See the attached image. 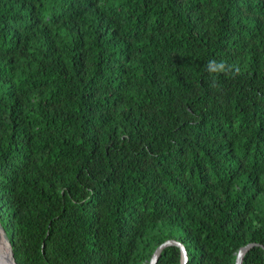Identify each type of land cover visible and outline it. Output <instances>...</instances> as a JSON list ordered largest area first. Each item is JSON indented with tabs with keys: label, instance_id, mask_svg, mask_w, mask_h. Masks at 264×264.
I'll list each match as a JSON object with an SVG mask.
<instances>
[{
	"label": "trees",
	"instance_id": "trees-1",
	"mask_svg": "<svg viewBox=\"0 0 264 264\" xmlns=\"http://www.w3.org/2000/svg\"><path fill=\"white\" fill-rule=\"evenodd\" d=\"M0 218L18 264H264V0H0Z\"/></svg>",
	"mask_w": 264,
	"mask_h": 264
},
{
	"label": "water",
	"instance_id": "water-1",
	"mask_svg": "<svg viewBox=\"0 0 264 264\" xmlns=\"http://www.w3.org/2000/svg\"><path fill=\"white\" fill-rule=\"evenodd\" d=\"M168 245L179 246L182 252L181 264H188L189 255L185 245L181 241L175 239H168L164 243L159 245L156 248L155 252L153 253L149 261V264H157L162 250ZM255 245H259V243L252 242L242 246L237 253L235 264H243L245 254ZM0 264H18L15 257L13 244L10 240V237L4 225L1 222V218H0Z\"/></svg>",
	"mask_w": 264,
	"mask_h": 264
},
{
	"label": "clouds",
	"instance_id": "clouds-1",
	"mask_svg": "<svg viewBox=\"0 0 264 264\" xmlns=\"http://www.w3.org/2000/svg\"><path fill=\"white\" fill-rule=\"evenodd\" d=\"M206 70L212 74V82H213V86L215 85V81H216V75L219 73H226L229 70L232 69V66H229L226 64V62L224 61H217L215 59H211L207 62V64L205 65ZM239 69L236 68L235 72L238 73Z\"/></svg>",
	"mask_w": 264,
	"mask_h": 264
}]
</instances>
